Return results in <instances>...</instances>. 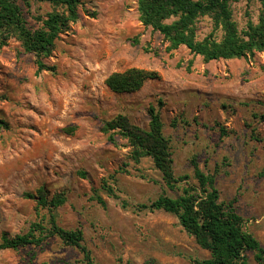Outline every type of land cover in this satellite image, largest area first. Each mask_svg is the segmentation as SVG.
I'll return each mask as SVG.
<instances>
[{
	"label": "rangeland",
	"instance_id": "1",
	"mask_svg": "<svg viewBox=\"0 0 264 264\" xmlns=\"http://www.w3.org/2000/svg\"><path fill=\"white\" fill-rule=\"evenodd\" d=\"M16 1L30 27L40 25L37 16L62 10L46 0ZM230 6L239 29L248 18L256 21L260 9L257 0ZM77 9L70 32L43 58L53 71L37 73L35 55L14 38L0 47V118L8 124L0 129V236L23 233L41 216L46 223L49 210L27 195L43 187L47 197L66 195L54 210L56 222L81 227L97 264H192L208 251L177 216L138 204L196 186L194 157L213 174L219 200H234L246 229L264 246V53L205 61L183 45L167 52L162 35L139 21L136 0H81ZM196 25L198 38L212 30L207 15ZM131 66L158 76L133 91L111 90L106 77ZM149 105L163 122L173 172L182 177L174 188L149 157L133 162L125 139L117 136L114 144L101 130L117 113L146 127ZM102 178L117 197L100 188ZM95 193L103 205L91 198ZM246 254L258 264L252 251ZM0 264L85 262L78 248L50 236L39 245L0 249Z\"/></svg>",
	"mask_w": 264,
	"mask_h": 264
},
{
	"label": "trees",
	"instance_id": "2",
	"mask_svg": "<svg viewBox=\"0 0 264 264\" xmlns=\"http://www.w3.org/2000/svg\"><path fill=\"white\" fill-rule=\"evenodd\" d=\"M26 5L30 0H22ZM62 10L53 9L42 16H37L40 25L30 27L22 8L16 0H0V47L9 39L19 41L26 52L35 55L36 72L53 71L54 64H47L44 57L53 53L55 40L71 30V23L78 18V5L81 0H46ZM233 0H136L138 19L144 26L158 31L166 42L165 50L172 52L179 46H185L193 55H200L205 61L211 59H229L239 57L254 58L258 52L264 53V0H257L260 9L253 21L247 19L245 26L238 28L232 18ZM207 15L212 22V30L202 38L197 37L196 21ZM220 29L219 38L215 30ZM137 42V39H134ZM146 50L148 48H145ZM264 67V64L262 65ZM158 76L155 70L131 66L122 71H113L105 79L107 86L116 92L133 91L141 87L148 79ZM149 120L146 127L131 122L123 113L103 121L101 130L107 140L117 144V136L125 139L128 158L139 162L142 157H149L152 165L169 188H174L181 176H176L172 169L169 139L163 132V122L153 105L147 108ZM8 124L0 118V129H7ZM222 134L227 131L221 126ZM255 139L261 137L253 135ZM197 185L186 184L176 197L160 194L149 203H140L138 207L162 209L175 214L179 223L194 237L195 242L208 251L206 257L191 258L192 264H251L247 251L253 252L258 264H264V246L249 232L242 215L237 211L234 200H219V191L214 176L203 171L194 157L190 159ZM100 188L109 196L117 197L113 187L101 179ZM36 199L38 207H46L49 217L32 221L28 230L12 236H0V249L41 244L50 236H57L64 244L78 248L85 264H97L91 252L83 243V231L80 226L65 228L56 222L55 208L63 204L66 195L55 192L47 197L43 187L27 193ZM91 198L100 204L105 199L95 193ZM125 205V201L121 202Z\"/></svg>",
	"mask_w": 264,
	"mask_h": 264
}]
</instances>
